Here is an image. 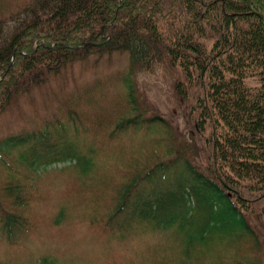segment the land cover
I'll return each instance as SVG.
<instances>
[{
    "label": "trees",
    "instance_id": "16d2710c",
    "mask_svg": "<svg viewBox=\"0 0 264 264\" xmlns=\"http://www.w3.org/2000/svg\"><path fill=\"white\" fill-rule=\"evenodd\" d=\"M28 1L0 22V115L76 61L127 51L121 82L130 114L116 122L117 135L154 128L168 150L134 174L109 220H119L118 227L171 228L180 218L173 208L184 203L192 206L184 214L188 221L216 222L264 251V208L258 211L264 202V0ZM156 68L165 70L168 83L166 114L141 97L136 81ZM65 126L4 138L0 159L46 136L51 153L72 152ZM160 183L167 189L159 190ZM3 189L17 209L27 206L26 197ZM3 205L7 232L13 223L25 225L27 216ZM180 221L183 229L187 222Z\"/></svg>",
    "mask_w": 264,
    "mask_h": 264
},
{
    "label": "rangeland",
    "instance_id": "374dc122",
    "mask_svg": "<svg viewBox=\"0 0 264 264\" xmlns=\"http://www.w3.org/2000/svg\"><path fill=\"white\" fill-rule=\"evenodd\" d=\"M28 2L0 0V22ZM129 65L127 51L80 59L0 115V145L10 135L63 122L72 148L51 153L47 148L52 138L46 136L41 144L20 145L3 154L0 203L27 219L25 225L13 223L7 232L0 216V264H253L255 257L257 264H264V251L257 253L249 236L240 239L216 222L188 221L184 214L192 206L184 203L182 209L172 210L186 220L183 229L178 217L171 228L162 229L130 227L131 223L118 227L119 220H109L134 174L143 173L150 161L166 158L168 150L154 128L127 129L117 135L116 122L130 114L121 82ZM156 69L140 72L136 81L141 97L158 103L166 114L168 83L165 70ZM3 187L26 197L27 206L17 209ZM167 187L157 185L159 190ZM155 207L170 217L164 207ZM262 208L264 202H259L258 211Z\"/></svg>",
    "mask_w": 264,
    "mask_h": 264
}]
</instances>
